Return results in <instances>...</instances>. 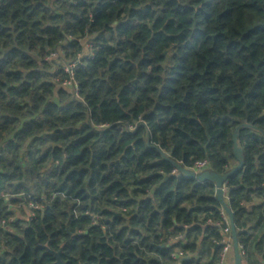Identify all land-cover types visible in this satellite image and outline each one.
<instances>
[{"label":"trees","instance_id":"16d2710c","mask_svg":"<svg viewBox=\"0 0 264 264\" xmlns=\"http://www.w3.org/2000/svg\"><path fill=\"white\" fill-rule=\"evenodd\" d=\"M243 123L224 201L264 264V0H0V264H217L215 186L170 160L224 174Z\"/></svg>","mask_w":264,"mask_h":264},{"label":"water","instance_id":"95a60500","mask_svg":"<svg viewBox=\"0 0 264 264\" xmlns=\"http://www.w3.org/2000/svg\"><path fill=\"white\" fill-rule=\"evenodd\" d=\"M243 127L252 128L247 123H243L240 126H238L234 134L232 136V142H233V150L232 153L237 160V166L230 169L229 171L225 172L224 174H217L209 169L203 170L201 172H196L192 169H187L183 166H181L180 163L177 161L170 160L171 164L175 167V169L178 171V173L188 179H194L197 182H211L215 186V198L219 202L222 210L225 212L228 222H229V228H230V236H231V251L233 255V264H242V258L241 254L239 252V247L237 243V237H236V230L233 224V216L232 213L227 205V203L224 201V184L226 183L227 179L235 172L239 171L243 167V160H242V150L238 146L237 143V137L239 130ZM264 135V133L262 132ZM63 245L60 247V249L57 252H51L53 256L55 257V264H63L59 258L61 252H62ZM183 258L182 260H184ZM181 260V261H182ZM186 260V259H185Z\"/></svg>","mask_w":264,"mask_h":264},{"label":"built area","instance_id":"2783aa9c","mask_svg":"<svg viewBox=\"0 0 264 264\" xmlns=\"http://www.w3.org/2000/svg\"><path fill=\"white\" fill-rule=\"evenodd\" d=\"M74 67H75L74 62H71L64 67V71L66 73H68L69 77H71V79L69 81H66L65 84L72 86L74 88V91H76L77 85L72 80ZM207 168H208V164L206 163V161H197L194 163L192 170H194L196 172H200V171L206 170ZM223 189L225 191L226 183L224 184ZM263 191H264V185H263ZM261 201L264 202V197L261 199ZM34 208H37V207L34 206ZM221 216H222V221L225 222V224H226V227L223 229V232L227 233V237L221 241L222 249H221V252L219 254L217 264H226L229 252L231 251V236H230V228H229L228 218H227L226 214L224 213V211L221 212ZM179 238H180V235H178L174 238H169L168 243H171L172 241H175ZM240 254H241V252H240ZM171 257L173 259H179V258H182L183 255H182V252H177V253H172Z\"/></svg>","mask_w":264,"mask_h":264},{"label":"crops","instance_id":"0c3cea01","mask_svg":"<svg viewBox=\"0 0 264 264\" xmlns=\"http://www.w3.org/2000/svg\"><path fill=\"white\" fill-rule=\"evenodd\" d=\"M226 264H233V255H232V251L229 252Z\"/></svg>","mask_w":264,"mask_h":264}]
</instances>
